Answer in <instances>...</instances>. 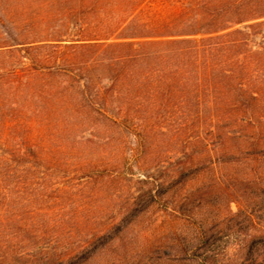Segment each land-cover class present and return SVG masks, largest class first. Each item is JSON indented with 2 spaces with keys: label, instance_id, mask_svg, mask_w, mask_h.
I'll use <instances>...</instances> for the list:
<instances>
[{
  "label": "rangeland",
  "instance_id": "374dc122",
  "mask_svg": "<svg viewBox=\"0 0 264 264\" xmlns=\"http://www.w3.org/2000/svg\"><path fill=\"white\" fill-rule=\"evenodd\" d=\"M238 10L256 18L236 27L264 20V0ZM149 96L121 129L83 138L45 125L31 91L11 96L17 112L0 106V153L17 168L0 198V264H264V103L252 120L214 123ZM59 141L66 163L49 166L41 154Z\"/></svg>",
  "mask_w": 264,
  "mask_h": 264
},
{
  "label": "trees",
  "instance_id": "16d2710c",
  "mask_svg": "<svg viewBox=\"0 0 264 264\" xmlns=\"http://www.w3.org/2000/svg\"><path fill=\"white\" fill-rule=\"evenodd\" d=\"M240 1L0 0V57L19 58L0 66V106L17 112L11 96L31 91L45 125L80 138L100 124L133 121L134 102L146 93L170 111L195 103L197 116L214 123L252 120L250 105L264 103V20L236 27L256 18L238 16ZM63 145L42 161L66 163ZM15 164L0 153L1 199L12 197ZM69 257L47 254L42 264Z\"/></svg>",
  "mask_w": 264,
  "mask_h": 264
}]
</instances>
